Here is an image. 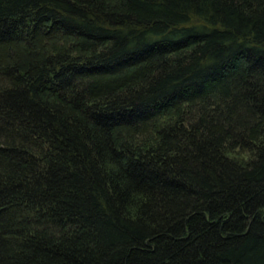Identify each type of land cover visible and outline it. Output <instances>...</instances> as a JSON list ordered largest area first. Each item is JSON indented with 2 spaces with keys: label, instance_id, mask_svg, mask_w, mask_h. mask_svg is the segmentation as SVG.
<instances>
[{
  "label": "trees",
  "instance_id": "16d2710c",
  "mask_svg": "<svg viewBox=\"0 0 264 264\" xmlns=\"http://www.w3.org/2000/svg\"><path fill=\"white\" fill-rule=\"evenodd\" d=\"M0 264H264V0H0Z\"/></svg>",
  "mask_w": 264,
  "mask_h": 264
}]
</instances>
